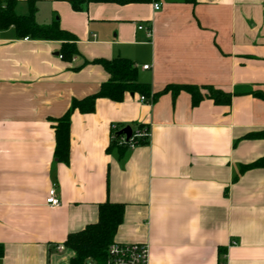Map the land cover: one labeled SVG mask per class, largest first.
<instances>
[{"label":"crops","instance_id":"0c3cea01","mask_svg":"<svg viewBox=\"0 0 264 264\" xmlns=\"http://www.w3.org/2000/svg\"><path fill=\"white\" fill-rule=\"evenodd\" d=\"M34 3L36 22H57L79 55L66 62L62 42L0 29V264H69L74 253L56 247L107 202L125 205L115 243L148 245L149 264H264V168L240 172L264 159V0ZM115 58L131 60L152 95L212 86L231 104L193 106L185 91L98 99L94 113L71 115L59 162L56 121L109 79L93 61ZM140 125L147 145L111 147L113 130Z\"/></svg>","mask_w":264,"mask_h":264},{"label":"trees","instance_id":"16d2710c","mask_svg":"<svg viewBox=\"0 0 264 264\" xmlns=\"http://www.w3.org/2000/svg\"><path fill=\"white\" fill-rule=\"evenodd\" d=\"M147 1L149 0H72V4L76 10H80L81 3L83 2L115 3L122 5ZM184 1L192 3L195 0ZM28 2L29 14L21 16L15 12L17 0H0V29L6 30L14 28L17 37L20 39L62 42L60 56L64 61L72 62L79 55L75 36L62 30L57 22L50 26L39 25L35 19L36 7L34 0H29ZM93 63L101 65L109 75V79L101 85L96 94L80 100L74 99L69 111L61 119L56 121L54 127L56 136L55 157L59 162L68 163L69 161L70 119L73 112L79 111L81 114L94 113L97 100L102 98L119 103L125 99L127 94H139L147 98L152 95L151 86L139 82L138 69L131 60L125 58H115L112 60L97 59ZM182 91L190 94L193 106H198L205 99L213 100L216 105L229 106L232 100L231 94L215 89L212 86L173 85L166 87L163 91L152 96L156 98L159 95L169 92L176 96ZM143 127V125H140L136 128ZM120 132L113 130L112 135H115L118 139L121 137ZM260 136V134H250L246 137L248 139H254ZM148 143L149 141L141 140L138 142V146L147 145ZM111 147H116L121 151L129 150L127 147L119 145L118 140H112ZM254 168H264V159L251 165L242 166L240 172L244 173ZM124 214L125 205L123 204H112L109 202L101 204L99 206L98 222L88 225L84 230L68 236L64 244L65 249L67 248L74 253L69 264H106L108 248L115 243V236L119 227L123 224ZM1 254L2 249H0ZM220 264H226V261Z\"/></svg>","mask_w":264,"mask_h":264},{"label":"built area","instance_id":"2783aa9c","mask_svg":"<svg viewBox=\"0 0 264 264\" xmlns=\"http://www.w3.org/2000/svg\"><path fill=\"white\" fill-rule=\"evenodd\" d=\"M159 4L154 5V9L158 11L160 9ZM139 30H144L143 26L138 27ZM147 36L152 37V30H146ZM62 58V57H61ZM149 66H145L144 69H148ZM140 101L148 103L145 96L140 97ZM151 139V131L148 127L135 128L131 132V136L127 138L125 135H121L120 138H116L112 135V140H118L119 145L127 147L129 150H133L138 147L139 141H149ZM47 204L57 207L60 205L56 196L55 189H52L47 199ZM235 245V243H233ZM65 250L64 245H58L56 247L57 252H63ZM150 253L149 247L146 244H118L113 243L107 251V263L106 264H149Z\"/></svg>","mask_w":264,"mask_h":264},{"label":"water","instance_id":"95a60500","mask_svg":"<svg viewBox=\"0 0 264 264\" xmlns=\"http://www.w3.org/2000/svg\"><path fill=\"white\" fill-rule=\"evenodd\" d=\"M132 129L130 127L125 128L120 132L121 135H125L127 138L131 136Z\"/></svg>","mask_w":264,"mask_h":264}]
</instances>
